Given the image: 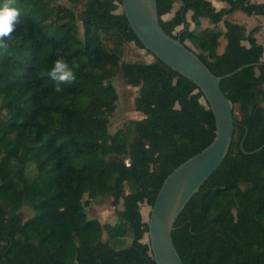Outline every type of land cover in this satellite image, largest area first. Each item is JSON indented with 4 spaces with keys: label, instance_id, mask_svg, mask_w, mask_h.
<instances>
[{
    "label": "trees",
    "instance_id": "1",
    "mask_svg": "<svg viewBox=\"0 0 264 264\" xmlns=\"http://www.w3.org/2000/svg\"><path fill=\"white\" fill-rule=\"evenodd\" d=\"M226 1L229 9L216 10L210 0H158L163 29L188 40L214 74L242 67L221 81L238 109L229 152L172 233L184 264H264V45L256 28L247 34L245 25L229 20L224 33L217 27L235 9L264 14V3ZM176 2L180 8L164 18ZM120 5L85 0L78 17L56 0H14L20 22L7 52L0 50V264H157L143 241L148 222L141 204L152 206L171 171L213 140L216 122L198 86L160 59L121 63L127 42L143 45L125 13L117 12ZM189 10L195 28L186 18ZM202 17L214 27L201 29ZM222 35L227 43L219 53ZM58 54L79 64L75 80L60 92L47 75ZM120 71L139 86L135 107L144 116L112 133L108 125L118 100L113 80ZM127 181L134 190L125 191ZM85 194L89 200L113 194L114 203L122 198V222L90 218ZM24 205L34 212L27 219ZM128 233V246L111 243Z\"/></svg>",
    "mask_w": 264,
    "mask_h": 264
},
{
    "label": "water",
    "instance_id": "2",
    "mask_svg": "<svg viewBox=\"0 0 264 264\" xmlns=\"http://www.w3.org/2000/svg\"><path fill=\"white\" fill-rule=\"evenodd\" d=\"M117 12L125 13L132 30L148 53L198 86L204 94L202 102L212 109L215 116L213 140L171 171L159 188L154 204L150 205L149 219L146 221L143 218L148 222L146 234L156 263L184 264L172 233L187 203L218 169L229 152L235 132L236 107L223 91L221 81L242 67L223 76L214 74L193 46L163 29L158 0H121ZM244 138L241 142L243 150Z\"/></svg>",
    "mask_w": 264,
    "mask_h": 264
},
{
    "label": "rangeland",
    "instance_id": "3",
    "mask_svg": "<svg viewBox=\"0 0 264 264\" xmlns=\"http://www.w3.org/2000/svg\"><path fill=\"white\" fill-rule=\"evenodd\" d=\"M57 3L67 5L72 7L76 12L77 16L80 17V13L84 7L85 0H79L76 3H71L69 0H56ZM173 11V10H172ZM165 14L163 17L168 18V16L172 13ZM79 28L80 32L83 33L82 21L79 19ZM204 25H207V22L203 21L201 28ZM181 26L177 27V30L180 29ZM187 43L192 46V44L187 40ZM226 45L225 37H222L219 41L218 52L223 51ZM155 60V57L146 51L145 48L139 46L134 40L127 42L123 49L121 55V63L122 62H145L150 63ZM113 83L118 92V100L116 102V109L112 116L110 117L109 122V131L114 133L118 129L127 128L128 121L132 119H140L144 115L142 112L136 110L135 107V98L138 95L139 86H133L126 82L125 77L123 76L122 71L114 78ZM235 112L238 114L237 107L235 108ZM129 129V128H128ZM131 137L132 135H128ZM28 175L33 177L36 174L35 165L31 164L28 167ZM136 187L135 183L127 181L125 182V191L130 192L134 190ZM87 194H85L83 198L84 207L87 215L90 218H98L101 223H111L116 224L122 222L121 218L118 215L117 210L124 209V202L121 198L117 203L115 202V197L113 194L98 196L94 199H90ZM140 210L142 212V216L144 220L149 219L150 213V205L147 202H143L141 204ZM21 213L24 219L29 218L34 214L32 208L29 205H24L21 209ZM124 223V221H123ZM124 237V238H123ZM102 239L108 240L109 235L107 231L103 232ZM119 240H124L125 246H128L132 240V235L128 233L126 236H118L111 240V243L116 247H122ZM143 241H148V236L145 234Z\"/></svg>",
    "mask_w": 264,
    "mask_h": 264
},
{
    "label": "clouds",
    "instance_id": "4",
    "mask_svg": "<svg viewBox=\"0 0 264 264\" xmlns=\"http://www.w3.org/2000/svg\"><path fill=\"white\" fill-rule=\"evenodd\" d=\"M14 0H5L0 6V50L7 52L9 43L15 25L20 22L21 11L13 6ZM79 68V64L73 60L71 65L68 60L58 54V58L54 60L53 66L48 70V77L55 82L54 90L62 91V84H69L75 80V69Z\"/></svg>",
    "mask_w": 264,
    "mask_h": 264
},
{
    "label": "crops",
    "instance_id": "5",
    "mask_svg": "<svg viewBox=\"0 0 264 264\" xmlns=\"http://www.w3.org/2000/svg\"><path fill=\"white\" fill-rule=\"evenodd\" d=\"M210 1L212 2L213 6L216 8V10L229 9L231 6L230 3L226 0H210ZM250 1L256 2V3H264V0H250ZM180 6H181V3L176 2L174 9H173L172 13L168 16V18L172 17L174 15L175 11L180 8ZM192 14H193V11L189 10L186 14V18H187V21L190 22V27L195 28V23L192 20ZM225 20H229L231 22H235V23L245 25L247 28V34H249L253 29L256 28V30L254 31V36L256 37V39L258 40L259 43H262L264 45V14H251V15H249L240 9H235L234 11L226 14L223 17V19L217 24V27L220 30H222L223 33L226 31ZM203 21L207 22V25H204L203 28L214 27V24L211 23L208 18L202 17L201 18V25L203 24ZM222 37H225V36L222 35L219 38V41L221 40ZM226 43H227V39H226ZM245 44L248 45L249 42L245 41ZM223 51L219 50V53H221ZM262 60L264 62V54L262 56ZM103 241H106V240L103 239Z\"/></svg>",
    "mask_w": 264,
    "mask_h": 264
}]
</instances>
